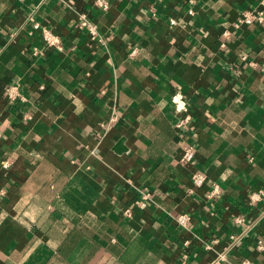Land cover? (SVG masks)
<instances>
[{"label": "crops", "instance_id": "0c3cea01", "mask_svg": "<svg viewBox=\"0 0 264 264\" xmlns=\"http://www.w3.org/2000/svg\"><path fill=\"white\" fill-rule=\"evenodd\" d=\"M94 1L0 0V264H264V0Z\"/></svg>", "mask_w": 264, "mask_h": 264}, {"label": "built area", "instance_id": "2783aa9c", "mask_svg": "<svg viewBox=\"0 0 264 264\" xmlns=\"http://www.w3.org/2000/svg\"><path fill=\"white\" fill-rule=\"evenodd\" d=\"M96 5L99 7L106 9L108 7V3L106 0H95ZM261 5L264 6V1L261 2ZM189 13L192 11L189 9ZM264 22V9L255 8V9H247L244 10L240 16L233 22V26L235 28H239L240 26L247 24H262ZM33 28L37 29L39 27L38 23H33ZM76 27L80 30L86 32L88 39L90 41H94L99 44L104 43L103 36L99 33L96 24L90 19L87 13L79 12L76 20ZM41 33L44 39V42L47 46L58 45V40L55 35H53L49 29L42 27ZM230 32L225 30L223 31V35H228ZM134 53V49L130 51V54ZM8 95L10 100H16L17 93L13 91L11 88L8 90ZM173 107H174V122L173 125L177 130L182 129L185 125L192 119V114L186 109L185 106L180 102V96L178 94H174L172 97ZM195 157V148L193 145L185 144L182 146V154L180 156L179 161L183 164L191 162ZM8 163L3 161L1 166L7 167ZM206 180V175L201 171H193L191 174V183L193 187H200L204 184ZM217 185H214L212 188V192L217 190ZM125 214L129 215L130 210L125 209ZM191 217L188 213H179L176 216V221L180 225V227L188 229L190 224ZM231 248V244L228 245L224 251H221L217 260H215L212 264H218L219 260L224 257L225 250Z\"/></svg>", "mask_w": 264, "mask_h": 264}, {"label": "water", "instance_id": "95a60500", "mask_svg": "<svg viewBox=\"0 0 264 264\" xmlns=\"http://www.w3.org/2000/svg\"><path fill=\"white\" fill-rule=\"evenodd\" d=\"M120 144H121V141H119L118 144H117V148L118 149H119V147H120V149H122V147L120 146Z\"/></svg>", "mask_w": 264, "mask_h": 264}]
</instances>
